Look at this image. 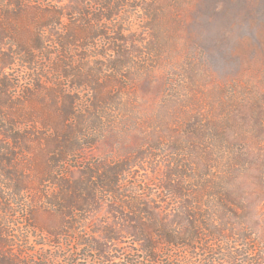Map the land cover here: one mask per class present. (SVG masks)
Listing matches in <instances>:
<instances>
[{
	"label": "trees",
	"instance_id": "trees-1",
	"mask_svg": "<svg viewBox=\"0 0 264 264\" xmlns=\"http://www.w3.org/2000/svg\"><path fill=\"white\" fill-rule=\"evenodd\" d=\"M138 1L141 20L136 34L120 30L124 36L105 38L102 32L78 41L70 33L54 32L51 39L50 28L61 27V19L76 14L89 17L90 13L83 8L86 1L81 0L79 8L77 5L55 16L57 19L40 24L38 33L31 36L30 50L17 41L18 29L11 32V38L16 40L20 62L33 71L32 84H37L40 76L34 72L38 59H46L50 64L54 52L47 45L51 42L60 47L50 67L55 78L63 82V97L71 96L70 90L88 95L83 106H78L79 99L72 96L65 101L61 118L56 122L59 129L55 126L58 135L48 139L47 146L77 154L87 145H94L99 141L102 125L106 121L108 127L112 117L98 114L103 106L112 104L117 109L121 94L127 91L130 98L124 112L131 113L137 93L141 95L155 84L158 86V76L164 82L162 103L176 106L175 113L181 111L182 127L178 123V128L188 132L179 142L184 161L171 165L166 160L165 171L155 184L158 206H153L148 196L140 204L126 202V211L131 214L116 210L118 215H113V221L101 230V243L82 238L79 244L93 251L95 260L101 264L110 262L103 242L114 240L119 234L137 244L134 252L140 251L141 255L140 260L125 259L124 264H192L191 258L196 264H215L214 251L219 246L250 242L252 225L247 222L252 211V193L257 192L264 203V0ZM92 2L98 4L99 12L95 8L94 17L100 22L120 16L121 9L128 4L125 0ZM14 3L17 7L14 15H19L21 2L14 0ZM103 9L110 13L105 15ZM91 23L84 25L93 30ZM46 30L47 35L42 38L40 33ZM3 37L4 33L0 34V39ZM31 50L42 54L37 56ZM79 50L85 54L78 53ZM17 57L0 66V106L4 118L9 120L8 130L2 128V132L15 130L13 134H3L7 144L0 148L4 154L0 158L2 171L5 163L12 162L5 152H11L13 145L22 151L32 147L27 139L29 134H17L16 130L35 121L25 117L22 109H16L15 103H8V91L18 87L1 76L2 69L17 64ZM49 77V73L44 76L47 80ZM108 110L116 113L114 109ZM15 111L19 116H11ZM81 111L88 112L93 124H86L88 117L84 118ZM71 121L77 123L76 132H72ZM86 130L96 131L87 134L91 135L87 141ZM10 140L14 141L9 144ZM33 144H41L40 139ZM68 154L62 152L60 163H67ZM219 171L223 177L217 176ZM121 172V165L106 169L95 177L99 180L95 187L109 195H119ZM94 175L92 172L93 178ZM85 185L81 182L68 185V196L64 195L63 201L73 202V206H67L63 216L70 217L73 213L81 216L89 211L86 206L90 202L81 191ZM25 188L21 183L15 187L18 192ZM31 227L36 228L35 224ZM49 235L60 240L72 237L71 232L53 229ZM221 254L230 255L233 260L230 264L244 263L229 251L227 255Z\"/></svg>",
	"mask_w": 264,
	"mask_h": 264
},
{
	"label": "rangeland",
	"instance_id": "rangeland-1",
	"mask_svg": "<svg viewBox=\"0 0 264 264\" xmlns=\"http://www.w3.org/2000/svg\"><path fill=\"white\" fill-rule=\"evenodd\" d=\"M19 1L22 6L21 12L19 15H14L17 11L14 0H0V34L4 33V37L0 39V66L2 62H11V59L19 54L15 47L16 40L13 41L14 39L11 38L13 30L18 29L17 41H22L23 46L30 50L31 36L38 33L37 27L40 24L49 23L54 18L57 19L61 13L68 12L77 5L78 8L81 6V0L77 3L75 0ZM85 1L86 6L83 8L90 13L89 17L76 14V16L71 15L61 19L59 21L61 27L59 26L57 30L50 28L51 39L54 32L59 35L70 33L78 41L84 40V36L98 35L102 32L105 38L117 37L120 34L124 36L120 30L136 34L141 20V10L136 7L138 0H125L128 4L121 9L120 16H114L110 20L103 19L102 22L97 21L98 17H94L95 8L97 13L99 12L98 4H94L92 0ZM106 1L108 0H104ZM102 13L108 15L110 11L103 9ZM88 21L93 22L91 23L93 30L84 25ZM40 35L42 38L46 37L47 30L46 33L41 31ZM97 42L100 43L101 39H97ZM47 46L50 52L55 53H52V58L50 57V60L54 62L53 57L57 58L56 52L60 47L54 46L51 42ZM30 52L37 56L42 54L32 50ZM78 53L85 54V51L79 50ZM86 53L91 54L88 51ZM38 60L39 63L34 65L36 68L34 72L40 75L37 84H32L30 74L33 71L24 62H20L19 57H17V64L1 68V76L4 79L7 77L6 82L18 87V89L11 87L8 91L10 96L8 103H15L14 107L18 110L22 109L24 116L34 120L35 123L16 130L17 134H29L27 139L32 147L22 151L19 148L15 149L13 145L10 149L12 153L9 150L5 152V157H10L12 162L5 163V170L0 169V263L101 264L95 260L93 251L79 244L81 239L101 243L103 236L101 230L107 223L113 221V215H118L116 210L122 211L123 214H131L126 211V202L140 204L144 201L143 197L148 196L152 205L158 206L155 184L165 171L166 160L171 161V165L181 164L182 160L184 161V151L180 149L182 145L179 142L188 132L178 128V123L182 127L179 121L182 116L181 111L179 114L175 113L173 109L175 110L176 106L171 107L167 103H162L165 96L164 82L163 77L158 76V86L155 84L152 89L141 95L137 93L135 102L131 105V113L124 112L127 99L130 98L127 91V94L125 92L121 94L119 100L122 101L117 104V109L110 106L112 104L103 106L104 109L102 108L98 114L101 116L111 114L112 117L108 127L106 121L104 125L101 124L104 128L99 131L101 134L99 141L94 145H87L80 153L76 152L77 154L64 153L61 147L47 146L46 141L58 135L55 126L57 127L56 122L61 118L65 101L70 100L72 96L74 99H79L78 106H83L88 95L86 92L70 90L71 96L65 99L62 94L63 82L53 75L51 61L48 65L46 59ZM48 73L51 77L47 80L44 76ZM64 83L67 85L66 82ZM133 87L138 89L136 85ZM15 94L16 98H14ZM108 109H114L116 113L112 114L113 111ZM2 110L0 106V148L4 143L7 144L3 134L15 132V130L2 132L3 129L9 128V120L4 118ZM7 112H11V109ZM18 113L15 111V115L11 114V116H17ZM80 114H84V118L88 117L86 124H93L88 112L81 111ZM177 115L180 116L177 117ZM70 124L73 128L71 131L76 132L77 123L71 121ZM85 132H88L84 133L87 136L89 132L96 131L86 130ZM38 136L39 138H36ZM90 136H87L86 141L90 139ZM38 139L41 144H33ZM13 141L10 140L8 143ZM62 152L63 155L68 154L65 164L60 163L59 160ZM149 152L152 155L149 154V156ZM2 153L3 150L0 149V158L4 156ZM56 160H59L57 164ZM119 165L122 169L119 174V180L122 183L119 195H109L107 192L98 190L94 183L97 182L96 185H99V180L95 177L100 173L102 175L106 169ZM92 172H95L94 178L91 176ZM217 176L223 177L222 171L217 172ZM76 182L87 184L84 187L88 191H85V188L81 191L83 197L90 202L86 206L89 211L81 216L73 213L70 217H65L63 212H66L67 206H71L73 202L67 200L65 203L64 195L68 196V185H74ZM20 183L26 188L18 192L15 187ZM64 188L66 190L63 193ZM252 194V211L247 222L248 226L252 225V229L249 230L252 234L250 242L219 246L214 251L216 254L214 257L217 260L215 264L233 263V260L229 259L230 255H227L228 251L235 254L239 262L264 264V203L261 202L257 192L254 191ZM32 224H35L36 228H32ZM52 229L71 232L72 237L69 240L52 238L49 235ZM103 244L110 258L108 264H124L125 259H141L140 251L134 252L138 245L123 234H119L114 240L104 241ZM221 252L227 256L222 255ZM190 261L192 264L197 263L193 258Z\"/></svg>",
	"mask_w": 264,
	"mask_h": 264
}]
</instances>
